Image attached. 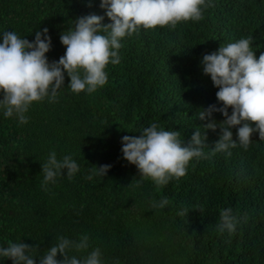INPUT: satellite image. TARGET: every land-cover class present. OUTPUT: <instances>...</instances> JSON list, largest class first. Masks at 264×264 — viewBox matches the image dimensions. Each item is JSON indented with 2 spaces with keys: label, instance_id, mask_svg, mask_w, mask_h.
Returning <instances> with one entry per match:
<instances>
[{
  "label": "trees",
  "instance_id": "obj_1",
  "mask_svg": "<svg viewBox=\"0 0 264 264\" xmlns=\"http://www.w3.org/2000/svg\"><path fill=\"white\" fill-rule=\"evenodd\" d=\"M205 2L202 20L141 26L121 39L120 63L107 65L108 82L95 92L74 93L65 73L56 100L33 102L26 124L0 109V247L38 245L32 255L39 264L60 237L78 242L87 235L89 247H70L69 257L82 260L99 248L101 264H264V139L255 132L247 149L237 141L214 152L220 129L205 128L211 121L198 115L223 106L203 73L204 54L250 37L256 58L264 53V0ZM100 4L0 0V42L5 31L32 42L48 28L46 56L58 61L66 52L60 35L78 17L96 14L111 23ZM213 118L225 119L220 112ZM153 123L180 131L184 143L200 129L207 158H193L186 175L166 185L140 176L123 158L121 141ZM238 127L231 129L234 139ZM52 151L57 160L71 156L79 170L45 183L42 165ZM100 165H112L106 176L93 175ZM163 198L164 208L152 207ZM224 209L235 217L234 232L218 227ZM0 264L12 261L0 257Z\"/></svg>",
  "mask_w": 264,
  "mask_h": 264
},
{
  "label": "clouds",
  "instance_id": "obj_2",
  "mask_svg": "<svg viewBox=\"0 0 264 264\" xmlns=\"http://www.w3.org/2000/svg\"><path fill=\"white\" fill-rule=\"evenodd\" d=\"M202 6L209 5L205 0H101L100 7L106 10L111 23L104 24L105 17L96 14L78 17L74 28L60 35L62 45L66 47L65 54L52 62L46 56L52 47L48 28L37 30L32 42L20 38L15 31L3 32L0 42V94L3 96L0 109L4 110L5 117L15 115L19 123L26 124L28 118L25 113L33 102L42 101L45 97L50 101L56 100L58 90L65 83V73L70 77L68 86L74 93L95 92L108 82L107 65L120 63L118 50L122 47L121 39L131 36L141 26L145 29L167 25L175 27L181 21L202 20ZM252 43L253 38H242L202 57L203 73L209 75L219 89L216 96L223 105H209L198 113L200 119L211 121L205 128L220 129L214 152L234 148L237 141L247 149L255 132L264 139V53L257 59L250 47ZM229 108L232 109L231 115ZM216 112L225 119L217 122L213 118ZM237 126L234 139L231 129ZM180 136V131L159 129L153 123L138 137H122L123 158L137 167L140 176L151 178L157 185H166L173 177L179 179L186 175L193 158H207L202 150L206 136L200 129L187 143L182 142ZM111 167L97 166L93 175L106 176ZM65 170L71 178L79 167L71 156L57 160L56 152L52 151L42 165L44 182L54 181L55 177L65 174ZM93 175L87 179H93ZM168 203L169 200L163 198L152 207L164 208ZM186 212L187 209L180 214ZM218 227L221 231L225 228L229 232L235 231L231 209L221 211ZM88 241L87 235L78 242L60 237L39 264H101L99 248L82 260L68 256L70 247L77 251L86 250ZM35 247L24 242H9L7 247H0V257L11 260L12 264H36L32 255Z\"/></svg>",
  "mask_w": 264,
  "mask_h": 264
}]
</instances>
